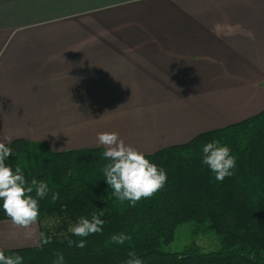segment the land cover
<instances>
[{"label": "crops", "instance_id": "1", "mask_svg": "<svg viewBox=\"0 0 264 264\" xmlns=\"http://www.w3.org/2000/svg\"><path fill=\"white\" fill-rule=\"evenodd\" d=\"M262 111L264 0H0L6 145L105 150L114 131L152 155ZM39 244L0 222V249Z\"/></svg>", "mask_w": 264, "mask_h": 264}, {"label": "trees", "instance_id": "2", "mask_svg": "<svg viewBox=\"0 0 264 264\" xmlns=\"http://www.w3.org/2000/svg\"><path fill=\"white\" fill-rule=\"evenodd\" d=\"M210 141L227 146L235 158L223 181L203 163L202 148ZM6 146L12 155L5 163L13 171L21 168L26 186L33 179L48 186L44 197L36 196L35 186L30 193L38 200L40 244L4 251L22 256V264H57L61 253L63 264H127L129 253L142 264H264V111L145 155L167 180L153 196L135 203L119 199L107 184L104 168L111 161L102 148L53 152L45 143L24 140ZM54 193H59L56 200ZM93 215L105 222L102 231L73 235L70 227ZM9 220L0 201V222ZM185 223L193 224L195 237L216 236L219 248L205 252L193 242L180 252L164 251ZM118 234L131 239L116 243L112 237ZM81 240L83 248L76 246Z\"/></svg>", "mask_w": 264, "mask_h": 264}, {"label": "clouds", "instance_id": "3", "mask_svg": "<svg viewBox=\"0 0 264 264\" xmlns=\"http://www.w3.org/2000/svg\"><path fill=\"white\" fill-rule=\"evenodd\" d=\"M10 143L11 137H5ZM97 141L104 146L103 157L111 162L104 168V176L107 184L114 190V194L121 200L132 203L142 198H149L159 191L167 180L166 172L145 157V154L132 145L126 144L117 132H101L97 134ZM203 163L215 174V179L223 181L231 175V169L235 167V158L230 154L227 146H222L218 141H210L203 145ZM12 155V149L0 142V201L6 215L13 225L29 229L37 222L39 215L38 200L30 193L35 186L36 196L44 197L48 186L44 182L31 181V186H26L27 181L20 167L13 171L12 167L5 163ZM59 198V193H54L53 200ZM102 214V213H101ZM105 222L100 216L93 215L92 219L81 217L78 223L70 227L73 235L87 237L102 231ZM30 236L31 233H28ZM131 237L118 234L112 237L116 243L123 244ZM44 243H49L50 238H45ZM76 243L69 241V245ZM77 247H85V241L81 240ZM127 264H142V260L135 253H129ZM63 254H58L57 264H63ZM20 255H5L0 249V264H22Z\"/></svg>", "mask_w": 264, "mask_h": 264}, {"label": "rangeland", "instance_id": "4", "mask_svg": "<svg viewBox=\"0 0 264 264\" xmlns=\"http://www.w3.org/2000/svg\"><path fill=\"white\" fill-rule=\"evenodd\" d=\"M193 242L205 252L215 251L219 248L216 236L213 234H200L195 237L193 234V224L185 223L178 227L174 242L164 246L163 250L171 253L180 252Z\"/></svg>", "mask_w": 264, "mask_h": 264}]
</instances>
